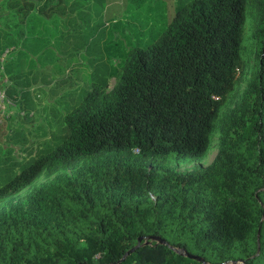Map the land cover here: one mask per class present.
Masks as SVG:
<instances>
[{
    "label": "trees",
    "instance_id": "16d2710c",
    "mask_svg": "<svg viewBox=\"0 0 264 264\" xmlns=\"http://www.w3.org/2000/svg\"><path fill=\"white\" fill-rule=\"evenodd\" d=\"M81 1L0 3L3 70L26 35L55 26L67 3L74 10ZM247 6L254 70L238 103L221 112L243 74ZM106 89L92 85L62 117V139L25 162H9L0 148V264H113L138 238L118 264H264V0H187L155 40L128 50ZM216 122L207 166L164 167L200 161ZM1 126L0 142H9ZM112 154L127 161L107 162ZM78 165L10 201L40 176Z\"/></svg>",
    "mask_w": 264,
    "mask_h": 264
},
{
    "label": "rangeland",
    "instance_id": "374dc122",
    "mask_svg": "<svg viewBox=\"0 0 264 264\" xmlns=\"http://www.w3.org/2000/svg\"><path fill=\"white\" fill-rule=\"evenodd\" d=\"M186 1L82 0L74 10H70L71 5L67 3L68 8H64L55 26L47 27L41 34L26 35L15 50L8 47L6 51L12 52L15 65L6 72L0 62V124L2 128L8 127L6 133L10 141H1L0 148L9 150V162H16V165L25 162L43 143H50L53 136H56L55 143L61 140L62 117L80 103L92 85L106 82V91H109L118 81L128 50L143 48L155 40L172 18L175 8ZM5 12L0 7V15ZM254 22L255 15L247 6L241 50L243 74L221 112L238 103L254 70ZM30 43L37 46L31 47ZM218 136L216 122L209 149L200 161L185 163L168 159L164 167L187 172L196 166H207L216 153ZM39 153L44 154L43 151ZM104 158L107 162L117 160L121 164L127 161L113 154ZM82 167L78 165L72 171L50 177L42 175L10 201L23 200L41 184L54 177L70 175ZM3 204L0 203V210Z\"/></svg>",
    "mask_w": 264,
    "mask_h": 264
},
{
    "label": "water",
    "instance_id": "95a60500",
    "mask_svg": "<svg viewBox=\"0 0 264 264\" xmlns=\"http://www.w3.org/2000/svg\"><path fill=\"white\" fill-rule=\"evenodd\" d=\"M141 240H142L141 238H138L137 241H136L135 246H134L133 248L129 249L127 252H125V253L121 256V258H120L117 262H115V263H113V264H118L119 262H122V261L125 259V257H126L127 255L133 253L134 250H136V249L139 247V245H140V243H141ZM152 240H156L158 243H162V242L159 241V239H157V238H153ZM184 256H185L186 258L192 259V260H194V261H196V262H201V263L203 262L200 258L195 257V256H190V255H184Z\"/></svg>",
    "mask_w": 264,
    "mask_h": 264
}]
</instances>
